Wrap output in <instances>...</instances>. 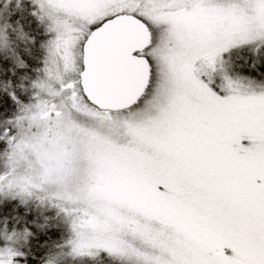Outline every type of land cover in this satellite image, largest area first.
<instances>
[{
  "label": "snow or ice",
  "instance_id": "obj_1",
  "mask_svg": "<svg viewBox=\"0 0 264 264\" xmlns=\"http://www.w3.org/2000/svg\"><path fill=\"white\" fill-rule=\"evenodd\" d=\"M0 264H264V0H0Z\"/></svg>",
  "mask_w": 264,
  "mask_h": 264
}]
</instances>
